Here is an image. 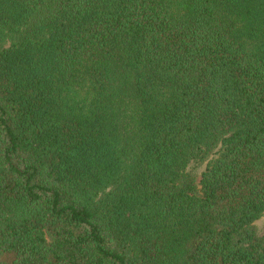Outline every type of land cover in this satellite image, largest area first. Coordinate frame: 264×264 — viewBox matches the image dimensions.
<instances>
[{
	"label": "trees",
	"instance_id": "obj_1",
	"mask_svg": "<svg viewBox=\"0 0 264 264\" xmlns=\"http://www.w3.org/2000/svg\"><path fill=\"white\" fill-rule=\"evenodd\" d=\"M262 216L264 0H0V264H264Z\"/></svg>",
	"mask_w": 264,
	"mask_h": 264
},
{
	"label": "rangeland",
	"instance_id": "obj_2",
	"mask_svg": "<svg viewBox=\"0 0 264 264\" xmlns=\"http://www.w3.org/2000/svg\"><path fill=\"white\" fill-rule=\"evenodd\" d=\"M204 169V164H197L192 162L189 166V171H191L195 175L197 182L200 180L201 173L204 171ZM256 226L259 231V234L264 235V216H262L256 221Z\"/></svg>",
	"mask_w": 264,
	"mask_h": 264
}]
</instances>
